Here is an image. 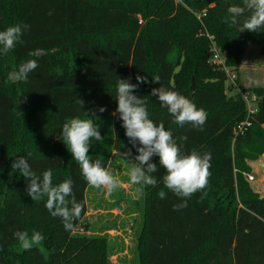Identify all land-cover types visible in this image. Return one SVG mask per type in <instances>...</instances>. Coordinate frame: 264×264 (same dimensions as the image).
Listing matches in <instances>:
<instances>
[{
    "label": "trees",
    "instance_id": "trees-1",
    "mask_svg": "<svg viewBox=\"0 0 264 264\" xmlns=\"http://www.w3.org/2000/svg\"><path fill=\"white\" fill-rule=\"evenodd\" d=\"M231 5L243 6V0H0V31L30 25L15 48L0 55V264H110L107 239L87 235L90 185L61 130L74 117L91 118L103 137L90 144L93 161L101 159L109 170L129 149L134 158L136 148L113 113L117 81L136 84L137 75L148 82L134 94L146 100L149 118L172 132L182 154L212 156L207 187L180 210L173 206L183 199L164 187L165 170L152 157L157 185L144 186L140 264H264V196L244 177L252 171L249 161L264 157V87L244 90L257 96V109L249 114L243 92L228 94V73L212 60L214 47L220 48L226 68L235 71L247 43L264 50V29L242 34L239 25L225 23ZM36 49L42 53L30 56ZM29 59L39 67L26 82H10L9 73ZM156 77L160 83L152 81ZM161 86L207 112L202 130L174 122L151 95ZM89 110L96 116L86 115ZM246 119L252 125L235 137L236 125ZM18 156L39 176L51 169L54 185L73 181L75 198L84 206L74 230L66 231L62 219L51 216L46 197L37 202L27 195L28 181L11 167ZM18 230L41 232L47 254L36 247L14 252Z\"/></svg>",
    "mask_w": 264,
    "mask_h": 264
},
{
    "label": "clouds",
    "instance_id": "clouds-1",
    "mask_svg": "<svg viewBox=\"0 0 264 264\" xmlns=\"http://www.w3.org/2000/svg\"><path fill=\"white\" fill-rule=\"evenodd\" d=\"M227 13L224 22L233 26L239 25L241 30L256 33L264 29V0H243V6L231 5L227 8ZM241 17H244L243 22L240 20ZM29 29L30 25L15 24L0 31V55H7L12 51L20 42L23 32ZM41 53L42 50L36 49L29 55L36 57ZM38 67L36 59H29L22 62L17 70L10 72L8 79L10 82H26L29 74ZM136 80L137 83L133 84L128 79L119 78L116 89L118 106L113 113L114 116L118 114V118L122 120L125 135L138 153L134 159H128L131 149L123 154L126 160L132 161L128 170L129 182L140 186L137 188L138 192L143 191L144 186L155 187L157 178L152 174L156 173L158 168L151 161L153 156H158L159 165L166 173L163 176L164 187L183 199L182 203L173 206V210H180L187 207V200L190 197L207 187L211 175L209 171L211 153L206 152L201 155L193 150L189 154H182L181 147L173 139L172 132L165 130L163 123L157 125L150 119L146 100L134 94L139 84L148 82L147 77L137 75ZM152 81L160 83L159 77ZM151 95L158 97L161 106L167 108L177 125L191 124L194 128L202 130L207 120V112L203 108H198L190 99L163 86L153 88ZM105 110L104 107L98 109L101 113ZM84 112L86 115L96 116L95 111ZM61 137L90 186L103 189L107 195L113 194L121 187V181L102 166L101 159L93 161L88 155L92 141L103 139L99 125L95 124L93 119L74 117L68 120L62 126ZM28 155L31 156V153ZM11 167L19 171L28 181L26 191L31 200L38 202L46 197L45 207L51 216L61 218L66 231L74 230L75 221L80 218L84 206L75 198L73 181L65 179L54 185L51 169L45 170L42 176H39L32 170L28 159L24 156H18ZM166 195L163 190L158 192L161 199ZM70 196L72 199H67ZM13 235L26 251L40 245L44 240V236L39 231H33L29 235L27 231L18 230Z\"/></svg>",
    "mask_w": 264,
    "mask_h": 264
},
{
    "label": "rangeland",
    "instance_id": "rangeland-1",
    "mask_svg": "<svg viewBox=\"0 0 264 264\" xmlns=\"http://www.w3.org/2000/svg\"><path fill=\"white\" fill-rule=\"evenodd\" d=\"M170 59L175 62V52L170 55ZM227 69L234 68L227 67ZM235 71L237 79L235 81L228 79L226 83L229 95L244 93V90L253 87H264L263 46L247 43L240 66ZM193 82L196 88L195 80H192V84ZM257 106V102L247 100L248 111L256 110ZM128 159L134 158L129 156ZM256 162L258 161H249L252 171L245 173L244 177L248 180L249 175L254 176L255 181L248 183L256 192L264 196V168L256 165ZM131 163L132 161L126 160L124 155L112 161L109 171L121 181V187L113 194L107 195L103 189L92 186L86 194L88 211L84 221L89 226L87 235L103 236L107 239L110 264H140L137 245L143 223L144 188L143 191L138 192L137 188L140 186L129 182L128 170ZM34 247L47 254L41 244ZM13 251L21 253L23 249L18 244L14 246Z\"/></svg>",
    "mask_w": 264,
    "mask_h": 264
},
{
    "label": "built area",
    "instance_id": "built-area-1",
    "mask_svg": "<svg viewBox=\"0 0 264 264\" xmlns=\"http://www.w3.org/2000/svg\"><path fill=\"white\" fill-rule=\"evenodd\" d=\"M210 39L212 40L213 37L210 36ZM212 60L214 63L218 64V65H221L225 70L226 72L228 73V76H229V79L231 81H235L237 79V74L234 70H229L226 68L225 66V59L223 57V52L220 48H217V47H214V53H213V56H212ZM243 97L244 99L246 100H249V101H257V96L256 95H250L249 93L247 92H244L243 93ZM255 111L254 110H250L249 109V114L251 113H254ZM252 125V122L250 121V119H246L242 122H240L239 124L236 125L235 129H234V135L235 137H237L238 135H243L247 132L248 128ZM248 180L250 182H253L255 181V177L252 176V175H249L248 176Z\"/></svg>",
    "mask_w": 264,
    "mask_h": 264
},
{
    "label": "water",
    "instance_id": "water-1",
    "mask_svg": "<svg viewBox=\"0 0 264 264\" xmlns=\"http://www.w3.org/2000/svg\"><path fill=\"white\" fill-rule=\"evenodd\" d=\"M240 31H241L242 34H245V30H241V29H240ZM192 90H193V91L195 90L194 82H193V84H192ZM259 165H260L262 168H264V161L261 162V163H259Z\"/></svg>",
    "mask_w": 264,
    "mask_h": 264
},
{
    "label": "crops",
    "instance_id": "crops-1",
    "mask_svg": "<svg viewBox=\"0 0 264 264\" xmlns=\"http://www.w3.org/2000/svg\"><path fill=\"white\" fill-rule=\"evenodd\" d=\"M246 88H248V87H246ZM254 111H256V110H254ZM263 161H264V157H263L260 161L256 162L255 164L259 166V163H261V162H263ZM261 196H262V195H261Z\"/></svg>",
    "mask_w": 264,
    "mask_h": 264
}]
</instances>
